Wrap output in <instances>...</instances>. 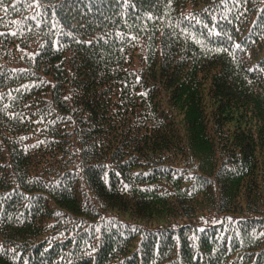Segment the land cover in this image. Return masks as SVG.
Listing matches in <instances>:
<instances>
[{
  "label": "trees",
  "instance_id": "16d2710c",
  "mask_svg": "<svg viewBox=\"0 0 264 264\" xmlns=\"http://www.w3.org/2000/svg\"><path fill=\"white\" fill-rule=\"evenodd\" d=\"M0 264H264V0H0Z\"/></svg>",
  "mask_w": 264,
  "mask_h": 264
}]
</instances>
